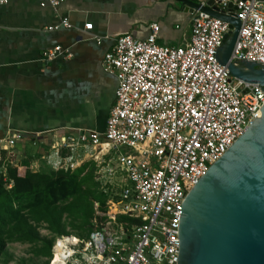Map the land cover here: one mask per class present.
Here are the masks:
<instances>
[{
    "label": "built area",
    "instance_id": "1",
    "mask_svg": "<svg viewBox=\"0 0 264 264\" xmlns=\"http://www.w3.org/2000/svg\"><path fill=\"white\" fill-rule=\"evenodd\" d=\"M63 1L41 5L56 8ZM230 3L240 27L229 60L264 66V0L215 1L224 12ZM190 23L189 40L176 46L157 43V24L144 40L118 36L101 62L117 80L104 131L58 137L43 156L52 170L92 161L105 197V210L95 211L87 235L54 238L48 264H176L188 192L264 104L262 86L232 77L217 59L228 23L200 11L192 12ZM71 27L62 17L47 29ZM58 56L70 52L55 46L41 54L47 61ZM24 137L15 131L0 139V172Z\"/></svg>",
    "mask_w": 264,
    "mask_h": 264
},
{
    "label": "crops",
    "instance_id": "2",
    "mask_svg": "<svg viewBox=\"0 0 264 264\" xmlns=\"http://www.w3.org/2000/svg\"><path fill=\"white\" fill-rule=\"evenodd\" d=\"M41 2L0 6V139L15 131L25 135L10 162L29 158L32 172L52 169L43 156L58 137L104 131L117 80L101 62L118 36L144 40L157 24L158 44L180 45L189 40L192 14L174 0H64L56 8ZM62 17L71 28L47 29ZM55 46L70 56L43 60L42 52Z\"/></svg>",
    "mask_w": 264,
    "mask_h": 264
},
{
    "label": "water",
    "instance_id": "3",
    "mask_svg": "<svg viewBox=\"0 0 264 264\" xmlns=\"http://www.w3.org/2000/svg\"><path fill=\"white\" fill-rule=\"evenodd\" d=\"M228 23L217 59L232 77L264 88V66L229 60L240 22L236 6L174 0ZM176 264H264V104L246 131L188 192L177 226Z\"/></svg>",
    "mask_w": 264,
    "mask_h": 264
},
{
    "label": "trees",
    "instance_id": "4",
    "mask_svg": "<svg viewBox=\"0 0 264 264\" xmlns=\"http://www.w3.org/2000/svg\"><path fill=\"white\" fill-rule=\"evenodd\" d=\"M13 159L10 156L5 172H0V256L11 243H40L33 253L48 264L56 236L87 235L95 211L105 210L96 167L89 160L72 170L32 172L29 158L17 165L11 164ZM40 226L49 238H41Z\"/></svg>",
    "mask_w": 264,
    "mask_h": 264
},
{
    "label": "rangeland",
    "instance_id": "5",
    "mask_svg": "<svg viewBox=\"0 0 264 264\" xmlns=\"http://www.w3.org/2000/svg\"><path fill=\"white\" fill-rule=\"evenodd\" d=\"M39 233L41 238H49L51 236L44 226L39 227ZM40 245L39 243L36 246ZM36 246L28 243L8 244L6 254L0 256V264H45L47 260L45 257L36 256L33 253V248Z\"/></svg>",
    "mask_w": 264,
    "mask_h": 264
}]
</instances>
